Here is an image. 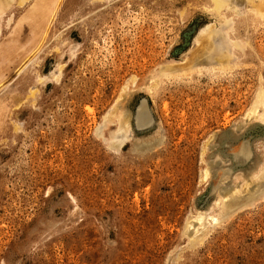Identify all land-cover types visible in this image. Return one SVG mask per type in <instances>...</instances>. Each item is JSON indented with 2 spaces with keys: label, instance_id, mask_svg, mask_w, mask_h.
<instances>
[{
  "label": "rangeland",
  "instance_id": "rangeland-1",
  "mask_svg": "<svg viewBox=\"0 0 264 264\" xmlns=\"http://www.w3.org/2000/svg\"><path fill=\"white\" fill-rule=\"evenodd\" d=\"M107 2L101 10L78 0H46L38 25L28 10L20 20L22 46L30 43L32 27L43 40L66 24L69 43L80 46L74 60L66 57L60 83L39 89L34 103L22 96L13 112L0 101V264H264V187L256 202L221 216L217 225L184 231L189 217L217 211L213 202L225 187L221 167L231 170L225 180L231 183L264 153V127L247 125L238 138L233 130L264 87L258 63L264 60V23L246 35L254 60L235 75H180L163 80L151 96L132 91L123 107L134 116L145 103L151 124L137 130L131 117L133 137H164L134 157L129 142L110 150L105 129L104 138L95 136L102 116L129 77L145 79L156 66L179 61L195 31L213 18L202 0ZM181 9L186 13L178 18ZM20 56L21 50L11 52L3 67L10 78ZM55 63L50 56L44 72ZM209 135L213 148L203 158L217 163L201 182V149ZM241 148L249 153L239 160Z\"/></svg>",
  "mask_w": 264,
  "mask_h": 264
},
{
  "label": "bare ground",
  "instance_id": "bare-ground-1",
  "mask_svg": "<svg viewBox=\"0 0 264 264\" xmlns=\"http://www.w3.org/2000/svg\"><path fill=\"white\" fill-rule=\"evenodd\" d=\"M79 1H82L84 4L98 6L101 10L104 9L102 5L105 2L108 3V0H78V3ZM149 1L152 2L154 0ZM202 1L203 3L201 2L202 4L200 6H203V9L207 12L206 14L212 17L213 21L209 22L208 24L206 23L203 26L200 25L201 27H199L196 31L194 30L195 33L191 38L190 45L187 47V50L184 53L182 52L183 54L181 55L180 60L173 61L171 63L167 62L168 64L166 63L156 66L155 72H152L148 76V78L143 79L142 77L138 76L129 77L123 83L120 92L112 106L102 116L101 125H99L98 128L95 130V136L99 139L104 138L103 130L105 129L106 134L108 135L107 146L110 150L121 149L123 145L129 142L131 148L129 154L134 157H142L143 155L151 151L152 148L156 147V145L159 146V141L161 145L162 140L160 139H164V137L162 138V136L160 137V139L159 137H151V139L148 138L147 140H139L138 138L135 139L133 137L131 131V117L135 120L137 130L143 131L144 127L146 128L151 125L150 120H148L149 117L146 113L145 103H142L139 106L134 116L127 109V107H123L122 103L125 104L124 106H127L129 96L132 94L133 90L139 91L140 93L147 92L151 96L152 91H154V89L158 87V85L162 83L163 80L170 77L178 78V76L180 77V75L185 76L191 74L192 76L198 75V77L205 76L208 77L210 80H212V78L214 77L221 76H225L226 78L227 74L231 76L235 75V73H231H233L235 69L238 70L237 68H239L240 66L243 67V69L247 66L249 67L250 63L248 62L254 60L252 58L250 50V43L252 39L247 37V34H252L250 33V29H253L254 26H256L257 24L259 26L264 23V0ZM45 2L46 0H0V57L4 60L2 62L4 66L1 65L0 68V88L2 87V90L0 91V101L9 103V107L13 106V109L11 108L13 112H17L16 110H18L22 106L20 102V98H22V96L26 97V101L32 100L34 103L36 95L39 94V89L42 90L43 88H47V86L51 83L59 84L63 76L64 69L68 65L66 62V57L70 59H67L69 61L74 60L76 52L73 50L77 51L79 48L78 46H80L78 44L71 46V43H69L71 42V39L68 34L70 26H67V24L66 26H62L61 30H58L50 37L48 36L49 38L43 40H41L40 37L42 33L39 35L40 30L32 27L29 37L30 43L28 44V46L20 45V20H25L26 17L23 16L24 12L28 10V13H32V22L34 25H38V23L40 22L39 18L41 16V13L42 11H44L42 10V8H44L42 7V4ZM52 12H54V10H52ZM185 13L186 12L183 9H181V11H178V18H182ZM256 29L254 30L256 31ZM237 33L239 35L238 38L236 36ZM16 35H18L19 37L14 39ZM9 36L12 37L9 38ZM5 38H7V42L4 41ZM16 50L18 52L19 50H21L22 56L19 57L21 59V62L19 68L15 72V75L10 78V71L8 72V70H5L3 67L8 65L6 62H9V54L11 52H15ZM50 56L55 57L56 63L54 65L53 70L49 71L48 73H45L43 70L44 64L47 63ZM258 63L260 64L259 67H262L260 69V73L262 72L264 74V60ZM139 78L140 81L144 80V84L138 82ZM259 79H261L260 74ZM259 85H261L260 81ZM261 86H259L260 88L258 87L257 93L249 103L248 109H246L244 116L241 118L240 121H238L237 123L235 122L236 124L233 125V130L237 138L238 134L243 131L247 125H252L259 129H262V127H264V87L261 88ZM1 93H3V95ZM225 106L226 104L222 105V108H224ZM88 111L89 110L87 109V112ZM18 115H22V113L19 112ZM223 117L225 121V123H223L224 125H227L228 114L226 113ZM9 119L11 121L9 122L12 124V129L16 131L18 127L15 119ZM112 124L115 125L113 130L110 129V126ZM209 136L210 137L206 139L207 141L205 140V143L201 149L202 152L200 162H202V164L203 162H205V166H203L204 168L201 170V182L205 181L209 176L211 172L210 167L217 163L206 162L203 158L207 151L213 148V144L211 143L213 141L212 139L214 135ZM244 148H241L235 154L236 159H245L248 156L249 151ZM263 154L258 156V165H256L254 168L252 167L245 173H242L241 171L235 173L232 177L231 183H225V180L230 176V174H232L231 170L222 167L220 168V170H222V175L220 176V186L225 187L221 189L222 191L220 190V199L218 197V199L216 198V201L213 202L214 206L217 207V211L214 213L210 212L211 214L201 213L198 215L195 214L196 216L189 217L186 221L184 230L187 232V234L189 233L192 235V233H198L199 228H211L212 225H217L220 222L219 218H222L221 216H224L225 218L228 217L225 216L228 214L235 215L236 211L241 210L243 207L246 209L245 206H248L252 202H256V200H258L256 194H258V191H260V189H263L264 187ZM217 159H219L218 156ZM223 176L226 177L223 178ZM260 192L262 193V191ZM244 193H246L247 195H245ZM240 194L245 195L246 197H242ZM214 206L212 208H214ZM194 237L191 238L193 239Z\"/></svg>",
  "mask_w": 264,
  "mask_h": 264
}]
</instances>
